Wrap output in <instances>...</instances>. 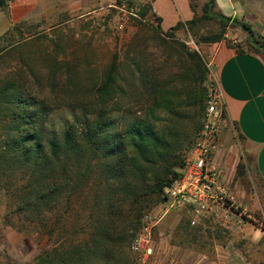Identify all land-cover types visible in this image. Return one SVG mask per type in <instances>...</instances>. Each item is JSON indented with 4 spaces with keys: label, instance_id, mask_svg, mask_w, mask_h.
<instances>
[{
    "label": "rangeland",
    "instance_id": "obj_1",
    "mask_svg": "<svg viewBox=\"0 0 264 264\" xmlns=\"http://www.w3.org/2000/svg\"><path fill=\"white\" fill-rule=\"evenodd\" d=\"M189 1L193 19L164 28L150 1L121 0L93 4L91 10L85 11L68 8L58 21L31 28L27 36L21 34L20 38L8 29V36L0 41V81L27 78L40 92L38 97L57 109L51 112L48 122L60 127L64 120H72L71 113L62 106L75 99L67 93L66 75L78 77L77 84L86 96L83 101L88 104L94 101L88 94L97 89L114 66L122 81H118L120 87L124 91L127 85L130 87L127 96L116 97L108 104L120 107L114 115L122 131L125 113L142 117L145 107L155 106L156 96L139 86V68L154 82L161 99L158 122L166 124L167 107L182 114L183 119L176 122L179 139L173 151L186 159L203 125L214 78L207 46L220 35V42L241 45L233 42L239 38L229 35V27L224 28L216 17L206 16V0ZM191 21L195 22L190 24ZM248 49L254 51L250 45ZM190 53H197L203 61L205 76L201 63L192 61ZM259 54L264 56L262 51ZM225 123L226 120L219 128V144L211 158L219 178L211 191L210 210L198 214L188 204L168 210L165 200L155 205L139 226L144 222L156 225L153 256L148 264H264V181L235 125L231 127L233 148L222 164L216 163ZM0 139H4L1 130ZM87 160L85 156L83 165ZM239 163L243 170L238 171ZM73 167L70 179L74 188H62L53 208L41 213L36 209L17 210L23 195L17 191L28 181L25 172L14 170L0 181L6 187L0 189V264H35L42 254L68 241L76 244L88 238V225L99 213L97 196L105 194L104 176L98 168H81L78 161L73 162ZM181 173L183 177L184 167ZM131 254L138 264L132 251Z\"/></svg>",
    "mask_w": 264,
    "mask_h": 264
},
{
    "label": "trees",
    "instance_id": "obj_2",
    "mask_svg": "<svg viewBox=\"0 0 264 264\" xmlns=\"http://www.w3.org/2000/svg\"><path fill=\"white\" fill-rule=\"evenodd\" d=\"M8 1L0 0V7ZM206 2L208 18H218L224 28L239 25L252 38L249 45L254 52H264V38H255L250 26L244 23H231L230 18L213 13V1ZM222 39L220 35L210 42ZM189 55L192 61L201 63L205 76L207 69L199 55ZM137 70L139 86L156 96L155 106L145 107L142 117L125 113L122 131L114 115L120 107L108 104L116 97L127 96L130 87L127 85L126 91L120 87L114 66L97 89L88 94L94 100L88 104L83 101L86 96L77 84L78 77L66 75L67 93L75 99L62 106L71 113L72 120H64L60 127L48 122L51 112L57 109L38 97L40 92L33 89L27 78L0 81V130L4 134V139H0V181L14 170L28 176L27 183L17 191L23 193L18 212L52 209L62 188H74L70 179L74 161L87 170L98 168L104 176L105 194L97 196L95 206L99 213L88 225V238L76 244L68 241L42 254L35 264H136L130 251L134 238L131 231L138 229L144 216L166 199L165 188L182 177L185 159L173 149L179 139L176 122L183 116L167 107L166 124L158 122L161 99L154 82ZM32 77L38 83V78ZM54 79L58 77L55 75ZM85 156L87 165H83ZM243 168L239 163L238 171ZM2 188L6 187L0 185Z\"/></svg>",
    "mask_w": 264,
    "mask_h": 264
},
{
    "label": "crops",
    "instance_id": "obj_3",
    "mask_svg": "<svg viewBox=\"0 0 264 264\" xmlns=\"http://www.w3.org/2000/svg\"><path fill=\"white\" fill-rule=\"evenodd\" d=\"M121 0H10L0 7V41L7 30L28 35L31 28L58 21L68 8L91 10V5H107ZM162 19V27L190 21L194 17L189 0H148ZM212 12L250 26L255 38H264V0H212ZM39 23L41 25H39ZM234 43L209 44L208 57L218 80L226 106V123L221 131V148L216 163L226 160L233 148L232 125L245 141L247 152L255 158L256 170L264 181V56L248 49L251 37L239 25L229 26ZM11 35V34H10ZM247 43V45H243Z\"/></svg>",
    "mask_w": 264,
    "mask_h": 264
},
{
    "label": "built area",
    "instance_id": "obj_4",
    "mask_svg": "<svg viewBox=\"0 0 264 264\" xmlns=\"http://www.w3.org/2000/svg\"><path fill=\"white\" fill-rule=\"evenodd\" d=\"M226 106L218 80L214 77L206 102V112L194 148L185 159V175L165 188V206L190 205L196 213L210 210L212 188L218 174L211 164L217 150L219 128L226 120ZM156 225L144 222L134 233L131 251L138 264H148L153 256V229Z\"/></svg>",
    "mask_w": 264,
    "mask_h": 264
}]
</instances>
